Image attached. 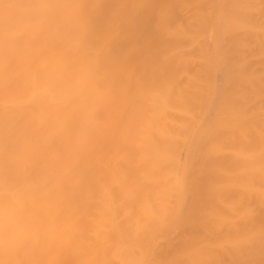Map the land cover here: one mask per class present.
I'll return each mask as SVG.
<instances>
[{
	"label": "bare ground",
	"instance_id": "6f19581e",
	"mask_svg": "<svg viewBox=\"0 0 264 264\" xmlns=\"http://www.w3.org/2000/svg\"><path fill=\"white\" fill-rule=\"evenodd\" d=\"M92 52L121 103L104 148L118 171L114 264L264 260V11L258 0H105ZM159 104L147 138L138 123ZM123 187V191L121 188ZM175 209L161 237L145 219ZM247 237L253 244L241 242Z\"/></svg>",
	"mask_w": 264,
	"mask_h": 264
},
{
	"label": "clouds",
	"instance_id": "9594fccd",
	"mask_svg": "<svg viewBox=\"0 0 264 264\" xmlns=\"http://www.w3.org/2000/svg\"><path fill=\"white\" fill-rule=\"evenodd\" d=\"M113 8L105 0H0V264H114L106 242L118 171L104 141L119 134L121 100L90 43ZM153 95L152 115L137 127L143 138L159 124ZM174 213L147 217L145 229L166 236ZM259 239L264 245V225Z\"/></svg>",
	"mask_w": 264,
	"mask_h": 264
}]
</instances>
